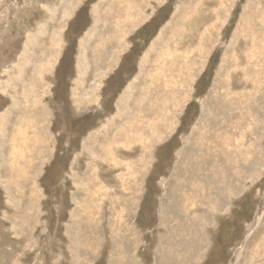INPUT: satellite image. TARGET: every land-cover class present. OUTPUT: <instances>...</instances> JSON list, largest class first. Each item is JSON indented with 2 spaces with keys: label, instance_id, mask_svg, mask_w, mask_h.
Wrapping results in <instances>:
<instances>
[{
  "label": "rangeland",
  "instance_id": "374dc122",
  "mask_svg": "<svg viewBox=\"0 0 264 264\" xmlns=\"http://www.w3.org/2000/svg\"><path fill=\"white\" fill-rule=\"evenodd\" d=\"M116 2L0 0V264H264V0H144L125 24ZM174 48L181 85L138 117ZM216 100L235 116L219 130Z\"/></svg>",
  "mask_w": 264,
  "mask_h": 264
},
{
  "label": "bare ground",
  "instance_id": "6f19581e",
  "mask_svg": "<svg viewBox=\"0 0 264 264\" xmlns=\"http://www.w3.org/2000/svg\"><path fill=\"white\" fill-rule=\"evenodd\" d=\"M144 2V0H117V2L115 3V7L114 8H118V10H117V14L116 15H119L117 18H122V16H121V12H123V14H124V12L126 13L125 14V19L123 20V21H126V22H123L122 24H125V23H127V14L129 13L130 14V10L131 9H133V8H135L137 11H138V9H137V7H139L140 5H143V4H145V3H143ZM126 9V10H125ZM130 9V10H129ZM125 10V11H124ZM112 11V10H111ZM127 11V12H126ZM112 13V12H111ZM138 14V13H137ZM136 14V15H137ZM122 20V19H121ZM129 21L131 22V19L129 18ZM129 23V22H128ZM124 27H126L125 25H123ZM121 27V26H120ZM120 27H119V29L117 28V30H116V33H117V31L118 32H120V31H122L123 29H120ZM108 29H110V27H108V26H106V28L103 30L104 32L99 36V38H98V42H97V44H96V47H95V50H94V53L95 54H99L100 55V53H98L99 52V50H100V48L101 47H105V46H103V45H105V43L106 42H108V43H111V42H116L117 43V41H118V43H119V40H116V38H115V36L117 35V34H115L114 32H113V34H112V36H109L108 38L106 37V35H104L105 33H106V31L108 30ZM123 32V31H122ZM185 33V32H184ZM183 33V34H184ZM189 33V32H188ZM93 34V33H92ZM187 35V34H186ZM91 36V35H90ZM89 36V37H90ZM183 36V35H182ZM191 36V35H190ZM112 37H113V39H112ZM180 38V37H179ZM115 39V40H114ZM183 39V38H182ZM115 43V44H116ZM181 43V42H180ZM179 43V44H180ZM186 43V42H185ZM173 47V46H172ZM94 48V47H93ZM176 48V47H175ZM175 48H174V50H175ZM85 50V49H84ZM164 50V49H163ZM174 50H172V49H170V51L168 52V50H165L162 54L160 53L159 55H157L156 57H155V59H154V61L152 62V64H151V66H150V70L149 71H146L145 73H146V76H145V81H147V82H150V85H147V87L145 86L144 88H141V90H140V93H141V97H139L138 99H137V102H136V106L137 107H134L133 109H135V110H137V112H138V117H139V114L140 115H144V114H147L148 116H150L151 117V115H156V114H162L164 111H165V109H166V106L167 105H165L166 104V102H167V98H168V94L172 91V89H170V88H176L177 87V85H179V81H181V78L184 76L183 74H184V72H186L185 71V69H187V66H188V68H189V64H190V62H189V59L188 58H186V56H182V55H180L183 59L182 60H179V55H178V53L176 52V50L174 51ZM101 51V50H100ZM113 52V51H112ZM102 53H103V51H102ZM117 54L118 53H116L115 54V56H117ZM103 55V54H102ZM101 56V55H100ZM179 56V57H178ZM78 57V56H77ZM83 58V57H82ZM26 59V58H25ZM84 59V58H83ZM146 59V58H145ZM187 59H188V62H187ZM86 61V60H85ZM82 62V61H81ZM184 63V65H181V64H183ZM185 64H187V66L185 67ZM181 65V66H180ZM81 71H83V70H80V72ZM41 72V71H40ZM80 74V73H79ZM83 74V73H82ZM82 78H83V76H82ZM39 79H41V76H40V73L38 74V70H36L35 71V73H34V76H33V81H32V83H30L29 82V84H27L28 85V87L33 91V88H37L39 85H42V83L40 82V81H43V78H42V80H40L39 81ZM164 82V83H163ZM80 83V82H79ZM146 85V84H145ZM154 86V87H152V89H151V86ZM181 85V84H180ZM179 85V86H180ZM162 87V88H161ZM97 90V89H96ZM133 90V87L131 86V88H129V94H128V98H129V96H131L130 95V93H131V91ZM37 91V90H36ZM35 92V91H34ZM34 92H32V93H34ZM93 92H95V90H93ZM167 95V96H166ZM125 98V97H124ZM127 98V99H128ZM164 98H166V101L164 100ZM125 100L124 101V103H128L129 102V100ZM169 99V98H168ZM135 101V100H134ZM29 102L30 101H28V99L27 100H25V104H26V106L27 105H29ZM216 102H217V100H216ZM34 103V102H33ZM170 103H172V101L170 102ZM17 104V103H16ZM30 104H31V102H30ZM36 105V104H35ZM38 105H39V103H38ZM25 106V107H26ZM32 107V106H31ZM127 107V106H126ZM125 107V108H126ZM216 107H217V109L218 110H220L222 113H223V115H222V117H220L219 118V120H216L215 121V125L216 126H214L213 127V129L214 130H219V129H222V127H224V126H228V120H229V118H231L232 120H234V118H235V116L233 115V114H229L230 112V106L228 105V104H225V103H223V102H220L219 101V103L217 102L216 103ZM13 108V107H12ZM20 108V104L19 105H17V106H15L14 105V111L16 110L17 111V109H19ZM27 108V107H26ZM28 108H30V107H28ZM33 108V107H32ZM38 108V107H37ZM24 109V108H23ZM31 109V108H30ZM29 109V110H30ZM128 109V108H127ZM13 109H10V111H8V113L7 114H3V116H1L0 117V136H2L1 135V132H3L1 129L5 126V124H6V121H8L9 119H10V117L12 116V113H11V111H12ZM28 110V111H29ZM34 110V109H33ZM38 110H41V108L40 109H38ZM15 111V112H16ZM24 111V110H23ZM42 111V110H41ZM14 112V113H15ZM24 112H26V111H24ZM130 112V111H129ZM30 113H33V111L32 112H30ZM39 113V112H38ZM27 114H28V112H27ZM42 114V113H41ZM131 114V113H130ZM128 114V116L131 118L132 117V115L133 114ZM164 114H165V112H164ZM163 114V115H164ZM22 115V117H23V114H21ZM26 115V114H25ZM35 115H37V114H34V117L36 118V117H39L40 116V114H39V116H35ZM45 114H43V116H44ZM30 116V115H29ZM165 116V115H164ZM233 116H234V118H233ZM31 117H33V116H31ZM33 117V118H34ZM137 117V118H138ZM237 117V116H236ZM27 119L29 118V117H26ZM42 117L40 116V119H41ZM136 118V121H135V127H133L131 130L132 131H137V130H139L140 129V127H141V123L138 121V119ZM31 119V118H30ZM43 120V119H42ZM220 120H222V122L223 121H225L226 123H224V124H222V123H220ZM17 126H16V128H15V130L16 131H18L19 132V136H21V137H23V135H24V133L23 132H25V131H22V126L24 125V124H26L27 123V121H25V118L24 119H22L21 117L19 118V119H17ZM37 121V119L35 120V122ZM30 122V121H29ZM16 123V122H15ZM37 123V122H36ZM154 122H151L150 124H153ZM213 123H210L209 125L210 126H213L212 125ZM41 125V124H40ZM27 126H31V125H27ZM37 126V125H36ZM229 127H231V126H229ZM40 128V127H39ZM29 129V128H28ZM27 131V130H26ZM41 132H43V128H41V130H40ZM122 132V131H121ZM123 134H124V131L122 132ZM221 135H223V133H221ZM24 138V137H23ZM228 140H229V138H228ZM14 141V140H13ZM17 141V140H16ZM15 141V142H16ZM20 142H21V140H20ZM17 143V142H16ZM20 144V143H19ZM22 144V143H21ZM19 146V145H18ZM11 150L9 151V156H10V158H13V159H16L17 158V156H18V154L16 153V152H14L15 151V149H13V148H10ZM91 147H90V151H91ZM222 151V150H221ZM103 154H104V152H103ZM101 155V154H100ZM15 156V157H14ZM18 158H19V156H18ZM6 161V160H5ZM11 165V164H10ZM19 165V164H18ZM18 169V168H17ZM10 170V169H9ZM13 170V169H12ZM20 170V169H19ZM12 172V171H11ZM95 172V171H94ZM93 173V172H92ZM12 174V173H11ZM9 175V174H8ZM11 176V175H10ZM5 177V176H4ZM23 177V176H22ZM24 178V177H23ZM85 179V178H84ZM94 179V178H93ZM96 179V178H95ZM95 179H94V181H95ZM85 181V180H84ZM88 181H90V179L88 180ZM97 181H98V183H99V181L100 180H98L97 179ZM4 182L8 185V186H10V182H12L11 180H4ZM18 182V181H17ZM15 183V182H14ZM86 183V182H85ZM93 184V183H92ZM91 184V185H92ZM95 184H96V182H95ZM13 185V184H12ZM89 185V184H88ZM87 185V186H88ZM90 185V186H91ZM99 185H100V183H99ZM103 185V184H102ZM89 186V187H90ZM94 186V185H93ZM86 187V186H85ZM92 187V186H91ZM96 187V186H95ZM101 187V186H100ZM103 187V186H102ZM89 189V188H88ZM96 189V191H97V189L98 188H95ZM215 189V188H214ZM13 190V189H12ZM16 190H18V188L16 189ZM5 191H6V189H5ZM91 191H92V188H91ZM95 191V190H94ZM200 191V190H199ZM87 192L89 193V196L88 197H90L91 198V200H92V202H90L91 203V207H92V210H93V212H91V214H93V216L95 215V213H96V208H97V206H94V197H92V196H90V190H87ZM106 192H107V190H106ZM95 193V192H94ZM99 193V192H98ZM102 193V192H101ZM101 193H99V194H97V197H100V195L102 196L103 194H101ZM206 194V193H205ZM204 193H203V195H202V191H201V194L199 193V192H193L192 194H190L189 195V197L187 198V201H188V205H190L189 203H190V201H191V199H193L194 198V200H196V198H197V200L198 199H200L201 200V205H202V203H203V201H205V202H207V201H211V200H214L215 198H213V196H212V198H211V196H210V194L208 195V194H206L205 195ZM105 195V194H104ZM103 195V196H104ZM208 195V196H207ZM106 196V195H105ZM108 196V195H107ZM106 196V199L108 198ZM190 196H193V197H190ZM200 196V197H199ZM96 197V198H97ZM110 197V196H109ZM101 198V197H100ZM85 200V199H84ZM194 200H192V201H194ZM196 200V201H197ZM99 201V200H98ZM97 201V202H98ZM118 201V200H117ZM86 202V201H85ZM100 202H101V200H100ZM199 202V201H198ZM116 203V202H115ZM210 203V202H209ZM86 204V203H85ZM95 204H97V203H95ZM102 204H103V201H102ZM119 204V203H118ZM118 204H116V207H117V205ZM204 204V203H203ZM88 205V204H87ZM115 205V204H114ZM193 205H195V204H193ZM89 206V205H88ZM94 206V207H93ZM101 206V205H100ZM197 206H199V205H197ZM212 206V205H211ZM218 207V204L217 203H214V208H217ZM99 208V207H98ZM191 209V208H190ZM193 210V209H192ZM81 212H83V214H84V211H81ZM80 212V213H81ZM85 213H86V211H85ZM81 215V214H80ZM92 216V215H91ZM194 217V216H193ZM81 218H83V217H81ZM86 218V217H85ZM84 219V218H83ZM86 221H87V218L85 219ZM97 220V219H96ZM191 220L192 221H194V223H196V220H195V218H191ZM83 220H81V222H82ZM88 222V221H87ZM94 222V221H93ZM80 223V222H79ZM78 223V224H79ZM90 223V222H89ZM88 223V224H89ZM92 223V222H91ZM95 224V223H94ZM76 225V224H75ZM85 225V224H84ZM79 226H81L80 224H79ZM83 226V225H82ZM86 227V226H85ZM87 227H88V225H87ZM89 228H90V226H89ZM94 228V227H93ZM76 229H77V227H76ZM79 229V228H78ZM87 229V228H86ZM80 230V229H79ZM82 231H83V233H84V230L83 229H81ZM88 231V230H87ZM90 231V230H89ZM86 232V231H85ZM87 234V233H86ZM188 234H189V236L188 237H186V238H184L186 241H184V240H178L177 242H176V247H177V255H178V257L177 258H181V256L184 254V252H185V246L188 244V242H193L191 239H190V235L191 234H195V232H193V231H189L188 232ZM81 235V234H80ZM85 236V235H84ZM84 236H79V237H81V238H83ZM86 237H84V239H85ZM189 240H191V241H189ZM175 244V243H174ZM172 245V244H171ZM167 246V245H166ZM174 248H175V246H173ZM171 250V249H170ZM180 260V259H179ZM172 264V263H171Z\"/></svg>",
  "mask_w": 264,
  "mask_h": 264
}]
</instances>
